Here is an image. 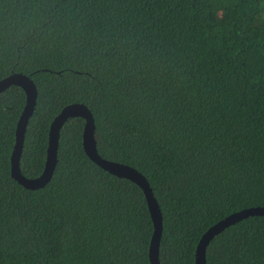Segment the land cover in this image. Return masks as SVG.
I'll return each instance as SVG.
<instances>
[{
    "label": "trees",
    "instance_id": "1",
    "mask_svg": "<svg viewBox=\"0 0 264 264\" xmlns=\"http://www.w3.org/2000/svg\"><path fill=\"white\" fill-rule=\"evenodd\" d=\"M37 89L19 159L43 168L67 104L91 111L98 154L144 175L162 214L160 264H195L201 235L264 206V0H0V79ZM25 92H0V264H150L141 188L83 150L84 119L60 129L50 180L10 174ZM206 264H264V216L215 235Z\"/></svg>",
    "mask_w": 264,
    "mask_h": 264
},
{
    "label": "water",
    "instance_id": "2",
    "mask_svg": "<svg viewBox=\"0 0 264 264\" xmlns=\"http://www.w3.org/2000/svg\"><path fill=\"white\" fill-rule=\"evenodd\" d=\"M10 85H17L25 92V104L16 123L15 142L10 155V174L12 178L26 189L43 187L50 180L57 161L58 140L62 125L71 117H82L84 119L82 147L89 159L110 174L129 179L141 188L153 224V231L148 249L149 262L150 264H160L158 254L162 234V214L152 189L144 175L136 168L125 163L103 158L98 154L94 136V118L85 104L80 102L69 103L65 105L51 121L48 132L45 163L42 172L33 178L26 177L21 173L19 159L28 119L36 103L37 89L33 80L28 75L19 72L11 73L0 79V92ZM253 215L264 216V206H252L232 212L208 227L201 235L196 245L194 263L206 264V247L215 235L223 231L229 225Z\"/></svg>",
    "mask_w": 264,
    "mask_h": 264
}]
</instances>
